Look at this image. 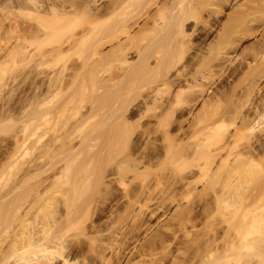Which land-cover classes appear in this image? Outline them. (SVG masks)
I'll list each match as a JSON object with an SVG mask.
<instances>
[{
	"label": "bare ground",
	"instance_id": "6f19581e",
	"mask_svg": "<svg viewBox=\"0 0 264 264\" xmlns=\"http://www.w3.org/2000/svg\"><path fill=\"white\" fill-rule=\"evenodd\" d=\"M0 65V264H264V0H0Z\"/></svg>",
	"mask_w": 264,
	"mask_h": 264
},
{
	"label": "rangeland",
	"instance_id": "374dc122",
	"mask_svg": "<svg viewBox=\"0 0 264 264\" xmlns=\"http://www.w3.org/2000/svg\"><path fill=\"white\" fill-rule=\"evenodd\" d=\"M248 44V43H247ZM3 66V65H2ZM6 66V65H5ZM13 66V65H12ZM9 67V68H8ZM10 67H11V65H8L7 66V69H6V67L4 68V67H2V69H1V65H0V97H1V99H0V105H1V107H4L3 109V112L2 113H8L9 112V109H11L10 107L11 106H13V104L12 103H14L15 104V98L17 97V96H19L20 94H22V93H24V91L25 90H27V92L29 93V94H34L35 93V90H36V88H37V85H38V87L39 88H45V87H41V85L39 86V82H35V87H34V83L31 85V83H30V81H27V80H25V81H27V83L29 84V86H28V84L26 83V85L25 84H20L21 85V87H20V85H17L16 87H14L13 85L15 84L16 85V83L18 84V82L16 81L17 80V73H15V70H12V69H10ZM14 68V67H13ZM3 69H5V70H7L6 72H4V71H2ZM15 74H16V76H15ZM15 78V79H14ZM13 82H15V83H13ZM21 83H23V81L21 82ZM5 84H7V85H5ZM5 86V88L4 87H2V86ZM31 85V86H30ZM7 86V87H6ZM32 86L34 87V88H32ZM9 87H10V89H9ZM29 87H30V89H29ZM15 88H18L17 90L19 91V92H21L20 94H19V92L18 91H14L15 90ZM39 88H38V90H39ZM9 89V90H8ZM12 89V90H11ZM14 89V90H13ZM4 90V94L5 95H1V92ZM22 90V91H21ZM32 90V91H31ZM34 90V91H33ZM38 90H37V92L35 93V94H37V93H39L40 91H42V89H40V91L38 92ZM93 88L91 89V87L90 88H88V90H87V93L85 94V99H84V101L85 102H83L84 103V105H86L85 107H86V110H87V108H89L88 106H91L92 105V100H91V96L89 95L91 92H93ZM12 92L14 93V94H12ZM26 92V94H28ZM90 92V93H89ZM6 93H8L7 94V96H6ZM18 93V94H17ZM12 94V95H11ZM17 94V95H16ZM25 94V95H26ZM15 95V96H14ZM92 95V94H91ZM20 96H23V95H20ZM6 98V99H5ZM18 98V97H17ZM2 99L4 100V102L1 104V101H2ZM5 103V104H4ZM3 104H4V106H3ZM7 104L9 105V106H7ZM0 107V108H1ZM2 110V109H1ZM84 110V109H83ZM85 110V111H86ZM1 112H0V114H1ZM84 112V111H83ZM97 115V114H96ZM99 115L100 114H98V116L97 117H95V115H94V119H91V120H89L90 122H91V124L89 125L88 123H90V122H88L87 124L89 125H87L88 127H84L85 129H83L82 128V131L80 130V133L81 134H84V133H86V132H90L89 130H91L90 129V126H92V124L94 125L93 127H95V126H97L98 124H100V122L102 121V119H103V117L102 116H100V119L98 120V118H99ZM1 117V116H0ZM68 117H69V115H68ZM67 117V119H70L71 118V116H70V118H68ZM74 119H76V118H74L73 117V119H71V123L69 124V125H74L72 122L74 121ZM0 120H1V118H0ZM64 120H66V119H64ZM73 120V121H72ZM76 120H78V118L76 119ZM101 120V121H100ZM69 121V120H68ZM13 122V121H12ZM12 122H10V124L9 125H7V124H1L2 125V127H1V125H0V142H1V144H0V150H2L1 148H4L3 149V151H11L12 150V148H10L11 146H10V144L12 143V141H8V139L9 140H13V139H10V138H13L14 136H15V134L18 132L17 130H19V129H17V126H15V124H17V123H13V126H12ZM16 122V121H15ZM67 122V121H66ZM74 123H75V121H74ZM94 123H96V125L94 124ZM98 123V124H97ZM16 127V132H15V134L13 133L14 131H15V128ZM18 128H19V126H18ZM13 131V132H12ZM14 136H13V135ZM51 134V133H50ZM78 134V133H77ZM10 135H11V137H10ZM80 135V134H79ZM6 138V139H5ZM3 139V140H2ZM5 139V140H4ZM3 142V143H2ZM9 142H11V143H9ZM6 145H8V146H6ZM10 146V147H9ZM11 150H10V149ZM138 153V152H137ZM185 166H187V165H185ZM189 166V165H188ZM187 168H189V167H187ZM178 191V190H177ZM178 195H176L177 196V200L178 201H176V203L178 204V202L179 203H182L183 205V207L181 208L182 210H181V212H179V216H177V218L178 219H180L181 217L182 218H186V223L184 224V225H181L180 223H179V221L178 220H175V221H173V220H171L170 221V223H171V229H175L174 231H175V233H176V237H173V234H172V232L169 230H167L166 228H167V226H166V228H163L162 229V231L164 230V231H166V233H162L161 235H163V234H166V236H164L163 235V237H164V239L167 237V241H165V245L167 246V247H169V250H171V248H178L179 246L181 247V245H182V242L183 243H185V236L186 235H184V234H186L187 233V235H190V236H192V235H194L195 233H196V231L198 230V228H192V222H190L188 219L191 217V209H190V205H191V203L193 202L194 203V206H195V203H197V201H198V199L199 198H194L195 196H192V198H191V200H190V198H187V199H184V198H186V197H188V196H181V191L179 190L178 191V193H177ZM194 198V199H193ZM197 199V201L196 202H194L195 200ZM191 201V203H190V205H189V202ZM192 206H193V204L191 205V208H192ZM193 206V207H194ZM188 211H190L189 213H188ZM176 217V216H175ZM176 218V219H177ZM154 220H155V218H154ZM165 223V222H164ZM170 223H169V225H170ZM166 229V230H165ZM167 234H168V236H167ZM166 240V239H165ZM186 242H187V240H186ZM181 244V245H180ZM164 245V246H165ZM166 246H165V248H166ZM161 248V250L159 251L158 249H160ZM162 249H163V251H162ZM166 249H168V248H166ZM165 249V250H166ZM166 251H168V250H166ZM157 252H164V247L163 246H159L158 248H157Z\"/></svg>",
	"mask_w": 264,
	"mask_h": 264
}]
</instances>
